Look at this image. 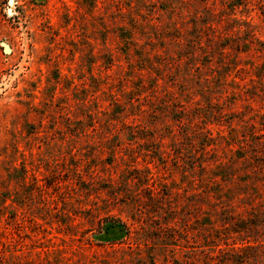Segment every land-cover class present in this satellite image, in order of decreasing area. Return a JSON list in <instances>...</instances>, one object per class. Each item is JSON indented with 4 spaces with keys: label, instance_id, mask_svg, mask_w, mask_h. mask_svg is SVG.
<instances>
[{
    "label": "rangeland",
    "instance_id": "rangeland-1",
    "mask_svg": "<svg viewBox=\"0 0 264 264\" xmlns=\"http://www.w3.org/2000/svg\"><path fill=\"white\" fill-rule=\"evenodd\" d=\"M0 264H264V0H0Z\"/></svg>",
    "mask_w": 264,
    "mask_h": 264
},
{
    "label": "trees",
    "instance_id": "trees-1",
    "mask_svg": "<svg viewBox=\"0 0 264 264\" xmlns=\"http://www.w3.org/2000/svg\"><path fill=\"white\" fill-rule=\"evenodd\" d=\"M200 39L201 38H199V37H197V35H195V36H193V38L190 39V43L192 46L196 45V47L202 51L203 56H204V60L206 62H208V61H210V53H209V51L206 50V46H204L203 44L200 43ZM128 42L130 43L131 41L128 40ZM221 45L222 46L220 47L219 52L221 55H225L226 54V47H225L226 45L223 43H221ZM201 63H203V62H201ZM199 64H200V62H199ZM196 67L198 68L197 65H196ZM107 220H109V221H106V223H104L103 225L100 224V227H99L100 230H102L103 228L111 229V228H114L116 225H120L122 227L124 226V224L121 223L119 220H115V219L114 220L107 219Z\"/></svg>",
    "mask_w": 264,
    "mask_h": 264
},
{
    "label": "bare ground",
    "instance_id": "bare-ground-1",
    "mask_svg": "<svg viewBox=\"0 0 264 264\" xmlns=\"http://www.w3.org/2000/svg\"><path fill=\"white\" fill-rule=\"evenodd\" d=\"M11 2H12V0H11Z\"/></svg>",
    "mask_w": 264,
    "mask_h": 264
}]
</instances>
